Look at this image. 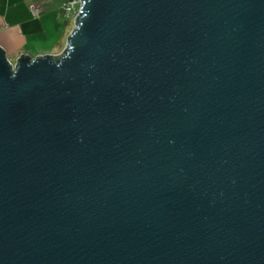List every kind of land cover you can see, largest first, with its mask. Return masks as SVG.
I'll list each match as a JSON object with an SVG mask.
<instances>
[{"label": "water", "instance_id": "water-1", "mask_svg": "<svg viewBox=\"0 0 264 264\" xmlns=\"http://www.w3.org/2000/svg\"><path fill=\"white\" fill-rule=\"evenodd\" d=\"M0 264H264V0H80L59 53L0 47Z\"/></svg>", "mask_w": 264, "mask_h": 264}, {"label": "crops", "instance_id": "crops-1", "mask_svg": "<svg viewBox=\"0 0 264 264\" xmlns=\"http://www.w3.org/2000/svg\"><path fill=\"white\" fill-rule=\"evenodd\" d=\"M65 0H0V47L13 62L20 53H59L73 25L63 14ZM40 11L34 12L31 6Z\"/></svg>", "mask_w": 264, "mask_h": 264}, {"label": "built area", "instance_id": "built-area-1", "mask_svg": "<svg viewBox=\"0 0 264 264\" xmlns=\"http://www.w3.org/2000/svg\"><path fill=\"white\" fill-rule=\"evenodd\" d=\"M31 7H32V10L34 12L40 11V8L35 6V5H33ZM79 9H80V0H65L62 3L63 14L66 15V16L71 17L72 21L78 15ZM21 54L22 53H20L19 55H21Z\"/></svg>", "mask_w": 264, "mask_h": 264}, {"label": "rangeland", "instance_id": "rangeland-1", "mask_svg": "<svg viewBox=\"0 0 264 264\" xmlns=\"http://www.w3.org/2000/svg\"><path fill=\"white\" fill-rule=\"evenodd\" d=\"M70 20H72V18H71V17H70ZM13 61H15V59H14Z\"/></svg>", "mask_w": 264, "mask_h": 264}]
</instances>
